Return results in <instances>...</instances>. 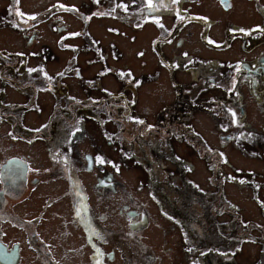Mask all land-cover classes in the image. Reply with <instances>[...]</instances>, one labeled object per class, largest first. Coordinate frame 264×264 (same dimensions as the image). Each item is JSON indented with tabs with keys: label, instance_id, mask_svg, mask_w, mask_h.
I'll use <instances>...</instances> for the list:
<instances>
[{
	"label": "flooded vegetation",
	"instance_id": "1",
	"mask_svg": "<svg viewBox=\"0 0 264 264\" xmlns=\"http://www.w3.org/2000/svg\"><path fill=\"white\" fill-rule=\"evenodd\" d=\"M186 1L179 0V3H176L175 0H151L150 7L149 0H88L92 7L96 3L95 10L88 13L82 10L85 4L68 0H0V31L8 30L10 33L18 34L23 40V44L18 48L8 47L9 57L0 58V264H204L200 249L193 240L195 234L189 230H186L188 242L183 240L174 246L155 245L160 247L159 249L154 245H101L104 238L110 240L111 244L118 239L119 225L115 222L117 216L129 217L131 231L135 226L151 227L149 226L151 219L147 214L140 212V208L137 207L136 210V197L134 193L127 192L125 185L122 186L124 194L117 192L119 187H115L116 182L113 181L117 173L115 168L112 170L113 175L110 174L105 180L102 179L105 173L99 172L95 179L96 184L92 187L96 194L95 198L94 196L92 199L89 198L90 190L82 184V166L86 164L82 162V108L100 106L102 100L106 106L110 104L106 99L98 103L82 102L83 53L84 57H94L90 51L82 52V37L85 36L88 42L96 40L91 33L92 28L87 32L92 22L108 21L111 16L121 22L126 18L128 21L126 26L132 29L131 32L134 34L141 30L147 31L151 26L161 27L167 18L168 10L182 9L185 6L186 11L180 12V16H184L185 21L191 20L194 25L202 27L203 32L200 29L197 37L199 41H217L224 44L226 51L237 47L243 53L263 44L264 0H217L218 9L223 16L220 19L225 27L224 33L219 36L208 34L215 21L203 15L204 13L201 14L202 12L195 8V3L192 2L193 5L188 6ZM134 15L138 22H147L141 25L140 29L137 27V30L133 29L138 23L135 22ZM72 17L83 24V28L79 40L69 44L70 49L67 50L63 45L70 39L67 34L69 27L74 25ZM216 20L221 23V20ZM180 22L177 25L174 23L169 32L172 31L174 35L182 31L179 30ZM55 36L59 37L57 41ZM187 36L191 37L192 33L188 31V34L187 32L183 34V39H179L180 46L186 43L184 39ZM7 37L14 40L10 35ZM157 44L155 40V46ZM248 44L254 46L242 50ZM92 46L104 51L105 45L92 43ZM160 49L157 52L159 61L172 78L176 76V68H182L183 64L192 66L198 55H192L185 50L175 54V58H166L162 55V47ZM239 56L236 61H230L241 72H239L241 78H237L235 88L239 89L244 84L242 79L245 78L248 85H252V94L257 95L256 91L262 90L264 86L262 83L264 57L255 58L252 66L251 61ZM56 58H59V61H56ZM53 62H60L62 65L55 68L52 66ZM221 64L217 62L218 69L221 68ZM222 74L225 75L223 72ZM170 83L172 84L170 96L173 98L167 100L166 105L158 112L153 113V117L158 115L155 124L142 123L147 125L142 127L146 131L143 129L145 131L143 134L139 132L133 143L135 144L142 136L144 140L154 136L150 142L151 147H155V142L163 146L164 152L166 151L164 159L172 163L174 168L179 164L185 165L186 162L177 151L176 144L194 150L198 155L197 160L204 161L203 154L197 152L200 141L203 150L217 162L216 177L211 171V176L218 178L217 182L212 180L210 189L202 187L206 191L204 196L212 198L211 204L216 208H218L215 205L216 200L213 198L220 197L224 201L217 212L224 208L223 214L230 215L234 220L225 218L223 226L227 225L231 229L234 223L241 226L240 222H249L236 213L237 208L232 205L226 194L214 193L211 190L231 183H238L242 187L255 183L250 187H255L257 192L259 190L257 181L248 184L245 177H239L229 169H224L229 165L227 158L232 154L220 147L205 145L208 142L207 136L197 131L192 119L198 111V104L192 99L190 103L188 100L184 101L183 94L178 92V85L172 80ZM224 84L229 85L231 82L224 80ZM216 88L223 89L222 86ZM103 92L108 99V96L112 97L111 91ZM125 94L126 92L122 93ZM126 101L127 103L123 105H116V116H122L126 108L134 112L128 98ZM242 127L243 125L240 127L241 131ZM254 134L257 135L256 132ZM243 135H240L235 146L241 144ZM218 136L220 140L225 139L231 144L230 136ZM164 139L165 141H160ZM255 142L259 145L264 143L259 140ZM171 156L173 159L170 160ZM86 158L92 160L91 163L88 162L89 166L87 163L89 172L101 170L98 168L101 163L97 164L92 154ZM208 166L212 168V165ZM187 173L185 172L186 175ZM165 181L171 183L168 187H172L173 183V186L182 190V176L173 179L168 176ZM46 183L50 186L41 189ZM191 184L188 183V188L197 191V187ZM183 196L167 193L158 195L163 203L170 207L172 204L176 206V208L173 206L174 210L169 209L166 217L164 212L160 214L158 211L160 216L168 219H165L168 226L176 230L181 228L184 221L179 210ZM110 197L114 203L123 202V205L118 211L116 205L111 212L106 210V214L101 212L96 217L99 210L97 202ZM262 218L264 219V215ZM217 220L216 223L219 221ZM252 222L256 224V231L264 235V230H259L264 226V220L261 223ZM244 228L241 226V231H244L246 236L248 233ZM249 229L251 231L252 227L249 226ZM182 231H179L180 234ZM75 233L79 245L65 246V243L71 244L74 241ZM211 244L215 245V241L208 243ZM237 246L239 245L226 244L222 254L223 261L220 263L225 264L229 260V263L241 264L235 258L237 253L232 251V248ZM260 251L264 256V245H261ZM209 252L214 254L213 248H210ZM251 264H264V258H256Z\"/></svg>",
	"mask_w": 264,
	"mask_h": 264
},
{
	"label": "rangeland",
	"instance_id": "2",
	"mask_svg": "<svg viewBox=\"0 0 264 264\" xmlns=\"http://www.w3.org/2000/svg\"><path fill=\"white\" fill-rule=\"evenodd\" d=\"M68 1L85 4L82 10L88 13L93 11L94 6H96V3L93 7L90 6L88 0ZM192 2L195 3V8L202 12L201 14L204 13L203 15L215 21V25L210 28L208 34L222 35L225 27L220 19L223 16L218 9V1H186L188 6L193 5ZM185 11V6L182 9L168 10L167 18L161 27L151 26L150 20L151 27L149 26L150 28L147 31L141 30L134 34L131 32L132 29L126 26L128 23L126 18L123 22L112 16L108 21L95 20L87 32L92 28L91 33L96 40L88 42L84 38L85 36L82 37V52L90 51L94 55V57H84L83 53L81 61L82 102L92 101L98 103L102 99H106L110 103L106 106L102 100L100 106L82 108V162L86 163L82 166V184L90 190L89 198L92 199L93 196L95 198L96 194L92 191V187L96 184L95 179L99 176V172L105 173L102 178L105 180V178H109L110 174L113 175L112 170L115 168L117 173L113 181L116 182L114 186L119 187L117 192L124 194L125 191L122 186L125 185L127 192L134 193L136 197V210H138L137 207L140 208V212H143L144 215L147 214L151 219L149 221L151 227L135 226L132 230L134 232H132L129 217L117 216L115 222L119 225L118 239L115 243L113 242L114 244H111L110 240L107 241V238H104L101 245L174 246L183 242V240L185 242L189 241L186 232V230H189L195 234L193 240L200 249V256L204 264H219L220 261H223L224 246L229 242L226 237L229 236L230 227L223 226L224 220L225 218L230 221L234 219L230 215H224L223 211L225 209L223 208L218 211L221 213L217 212L218 216L216 217L220 222L217 220L216 223L212 216L215 211L212 204L208 207V209L213 210V212L208 211L212 220L203 215L201 221V218L199 220L196 216L199 212L203 214V208L212 199H207L204 196L206 191L203 188L210 189L212 180L217 182L218 178H215L217 173L216 160L209 157L203 150L200 141L198 142L197 152L200 155L203 154L204 161L202 159L197 160L198 155L194 150L185 145L176 144L177 151L186 159V162L185 165L179 164L174 169L172 163L166 162L164 159L166 151L164 152L163 146L155 142V147H151L152 143L150 144V142L154 136L146 140L142 136L135 144L133 140L139 132L145 133L146 130L142 127L146 124L142 123L155 124L158 115L153 117V113L158 112L166 105L167 100L173 98L170 96V87L172 86L170 82L171 80L174 81L178 85V92L183 94L182 99L184 101L188 100L190 103L192 99L198 104V111L192 119L197 131L207 136L208 142L205 145L207 147H220L232 154L231 157L227 158L229 165L224 169H229L239 177H251L253 181H257L259 187L256 192L255 187H250L255 183L247 187H242L238 183H231L221 188H214L211 191L226 194L232 201V205L237 208L236 213L242 218H246L247 221L261 223L264 220L262 218V214L264 215V143L259 145L255 141L264 142V86L262 90L256 91L257 95H253L252 85H248L247 79L243 78L242 82L244 84L236 89L237 78H241L239 75L240 70L232 65L230 61H236L240 55L239 57H245L242 59L251 61V65L254 66L252 61H255V58L264 57V42L256 47H253L254 44L246 45L242 50H246L250 46L253 48L243 53L237 47L226 51L224 44H219L217 41H199L197 37L200 29L202 32L203 29L197 24L194 25L191 20L185 21L184 16H180V12L185 13ZM133 18L135 22H138L136 15ZM72 19L74 25L69 27V33L67 34L70 39L65 42L67 47L63 45V48L67 50L70 49L69 44L76 43L79 40L78 37L82 34L81 30L83 28V24L79 23L75 17H72ZM216 19L221 20V23ZM179 21H181L179 30L182 31L173 35L172 31L169 32V30L174 26V23L177 25ZM145 23L147 22H138L133 29L137 30V27L139 28ZM188 31L192 33V36H187L184 39L186 43L180 46L179 39L186 32L188 34ZM7 35L13 37L14 40L8 38ZM55 39L57 41L59 37L55 36ZM155 40L158 42L156 46ZM172 40L174 41L170 45ZM92 43L105 45L104 51L92 46ZM20 44H23V40L18 34L10 33L8 30L0 31V58L9 57L8 47L18 48ZM160 47H162V55L166 58H175V54L185 50L192 53V55L198 54L196 62L192 66L183 64L182 68H176V76L172 78L159 61L157 52H159ZM180 47L181 49H178ZM58 59L56 58V61H59ZM217 62L222 63L220 69H218ZM58 65H62V63H52L55 68ZM224 80L230 81L231 84H224ZM262 83H264V80H262ZM217 86H222L223 89H217ZM93 88L95 89L92 91ZM103 90L111 91L110 94L113 99L111 100L112 97L110 96H108V99ZM123 92H126V94L122 95ZM224 97H231L232 99L226 100ZM126 98H128V102L132 105L131 110L134 112L126 108V111L122 110L124 111L122 116H116V105L127 103ZM220 100L222 101L219 103ZM233 113H235L234 117ZM105 118H111V121L114 118L119 124V129L113 122L107 121ZM242 125L243 130L241 131L240 127ZM217 130H219L218 133ZM83 131L86 133H83ZM242 134L244 135L241 144H237V147L235 143ZM218 135L230 136L232 138L231 144L227 143L225 139L220 140ZM257 136H259V139H257ZM199 138L203 140L200 136ZM160 141H165V139ZM234 150L239 152H234ZM91 154L97 164L101 160L104 161L101 166L99 165L100 167L97 164L95 165L101 170L88 171L87 163H91L92 160L87 159L86 156ZM169 159L171 160L173 157L171 156ZM90 163H88V166ZM208 165H212V168H209ZM172 171L178 173H172ZM211 171H213L215 177L211 176ZM185 172H188L187 175ZM147 176L148 178L150 176L149 180ZM168 176L172 179L182 176V190L173 186V183L172 187H168L171 186V183L165 181ZM186 180L188 181L186 182ZM189 182L197 187V192L188 188ZM49 186L46 183L42 185L41 189ZM166 193L184 195L181 208L182 210L187 209L188 213L182 214L185 218L178 230L169 227L165 220L169 209L174 210L173 206L176 208L174 204L170 207L167 203H163L162 199L158 197V195ZM213 199L214 201L217 200L215 205L218 208L221 207V202H224L220 197ZM172 203L174 202L172 201ZM116 205L118 207H115ZM122 205L123 202L114 203V201H111V197L103 198V200L97 202L99 210L96 212V217L101 212L105 214L107 211L111 212L114 207L118 211ZM93 209L95 211V208ZM158 211L160 214L164 212L165 217L160 216ZM186 214L192 221H189V218L187 220ZM213 227L216 229V231H212L213 239L216 240L215 245H208L201 239H205L206 230H213ZM259 230L263 231L264 226H261ZM179 231H182V233L180 234ZM176 232L178 233L176 234ZM165 235L167 236L165 237ZM47 237L49 236L47 235ZM231 237L233 238V236H229L230 239ZM219 238L222 242L219 241ZM255 240L257 241L250 242L240 237L232 240V245H239L232 248V251L237 253L235 258L238 262L251 264L256 258H264L260 251L261 245H264L263 236L261 234L257 235ZM64 245H72L71 247L79 245L77 234H74V241L71 244L65 243ZM216 245L222 247L218 248ZM210 248H213L214 254L209 252ZM261 250L263 251V249ZM225 264H234V262L229 263V260H227Z\"/></svg>",
	"mask_w": 264,
	"mask_h": 264
},
{
	"label": "trees",
	"instance_id": "3",
	"mask_svg": "<svg viewBox=\"0 0 264 264\" xmlns=\"http://www.w3.org/2000/svg\"><path fill=\"white\" fill-rule=\"evenodd\" d=\"M117 113V112H116ZM117 115V114H116ZM121 118V117H120ZM105 120H107V121H110V122H113L117 127H119V124H118V122L116 121V120H114L113 118H112V121H111V118H105ZM246 180L248 181V184H250L251 183V181H253L252 180V178L251 177H247L246 178ZM222 187H223V185H222ZM195 192H197V191H195ZM208 193V192H207ZM205 194V193H204ZM207 198V197H206ZM208 199V198H207ZM212 203V199H210V201L206 204V207H204L203 208V214L202 213H198V215H196V216H198V219L200 220V218H201V221L203 220V215L207 218V219H209V220H212V218L210 217V215H209V213H208V211L210 212H213V210H210V209H208V207L210 206V204ZM215 203H217V200H216V202ZM195 208V207H194ZM215 211H214V215H212L213 216V219H214V221L216 222V220H217V218H216V214H217V210L219 209V208H216V207H212ZM179 210L181 211V213L182 214H184L185 212H187L188 213V210L186 209V210H182V208H179ZM218 213H221V212H218ZM217 216H218V214H217ZM263 216V215H262ZM185 217H183V219H184ZM186 218H187V220H188V215L186 214ZM192 221V219H190L189 218V221ZM198 220V221H199ZM213 222V221H212ZM240 224H241V226H243V228L245 227L246 229H247V235L246 236H244V231H241V226L240 225H237L236 223H234L233 224V227L229 230V236H233V238L231 237V239L230 238H228V237H226V240L227 241H229V242H227L226 244L227 245H232V240H235V239H237V237H240V238H245V240L246 241H251V242H254V241H257V240H255V236H257V235H260L261 233L260 232H258V231H256V228H255V226H256V224H254L252 221H249V222H245V223H243V222H240ZM249 226H251L252 227V229H251V231H250V229H249ZM244 228V230L246 231V229ZM204 229H205V227H204ZM212 231H216V229L213 227V230L212 229H209L208 231L206 230V232H205V239H201L203 242H205L206 244H208V243H213L214 241H216L215 239H213V236H212ZM243 234H242V233ZM220 234H221V232H220ZM208 235V236H207ZM263 236V239H264V235H262ZM212 237V238H211ZM219 241L220 242H222L221 240H220V238H219ZM263 244H264V240H263ZM221 245V244H220Z\"/></svg>",
	"mask_w": 264,
	"mask_h": 264
},
{
	"label": "snow or ice",
	"instance_id": "4",
	"mask_svg": "<svg viewBox=\"0 0 264 264\" xmlns=\"http://www.w3.org/2000/svg\"><path fill=\"white\" fill-rule=\"evenodd\" d=\"M175 2H176V3H179V0H175ZM149 6L151 7V0H149ZM29 19H33V20H34V19H36V18H35V17H29ZM232 115H233V117H234V116H235V113H233ZM97 159H99V158H97ZM100 163L103 164L104 161L101 160ZM240 183H245V181H240Z\"/></svg>",
	"mask_w": 264,
	"mask_h": 264
}]
</instances>
